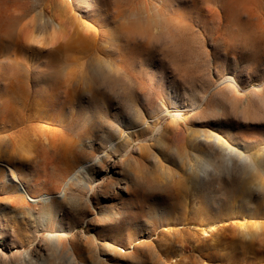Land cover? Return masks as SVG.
Segmentation results:
<instances>
[{"label": "rangeland", "instance_id": "obj_1", "mask_svg": "<svg viewBox=\"0 0 264 264\" xmlns=\"http://www.w3.org/2000/svg\"><path fill=\"white\" fill-rule=\"evenodd\" d=\"M0 264H264V0H0Z\"/></svg>", "mask_w": 264, "mask_h": 264}, {"label": "bare ground", "instance_id": "obj_2", "mask_svg": "<svg viewBox=\"0 0 264 264\" xmlns=\"http://www.w3.org/2000/svg\"><path fill=\"white\" fill-rule=\"evenodd\" d=\"M229 82H231L232 84H234V85H236V82L234 81V80H229ZM81 169H83L84 168V166L83 167H80ZM78 172H80V171H77V172H75V173H72L71 175H69L68 177H66V179H65V181L63 182L64 184H63V188L65 189L70 183H73V182H75L76 180H77V175H78ZM12 183H15V184H18L19 183V181L15 178V177H13V175H12ZM21 191H22V193H23V195H26L27 193H26V190L25 189H21ZM61 194V193H60ZM50 200H52V196L50 195ZM60 197V196H59ZM55 198V197H54Z\"/></svg>", "mask_w": 264, "mask_h": 264}]
</instances>
